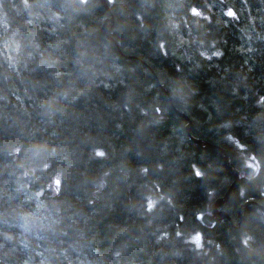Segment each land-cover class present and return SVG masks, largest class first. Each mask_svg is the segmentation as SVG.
I'll return each mask as SVG.
<instances>
[{"label":"trees","instance_id":"obj_1","mask_svg":"<svg viewBox=\"0 0 264 264\" xmlns=\"http://www.w3.org/2000/svg\"><path fill=\"white\" fill-rule=\"evenodd\" d=\"M107 4L0 0V264H264V0Z\"/></svg>","mask_w":264,"mask_h":264},{"label":"water","instance_id":"obj_2","mask_svg":"<svg viewBox=\"0 0 264 264\" xmlns=\"http://www.w3.org/2000/svg\"><path fill=\"white\" fill-rule=\"evenodd\" d=\"M83 1H86V0H83ZM101 3L103 4V6H104L105 8H107L108 11H110L109 6H108V4H107V0H101ZM104 29H105V34H108L107 25H105ZM188 131H190V127H188ZM198 143H201V142L199 141ZM218 149H219V151H220V155L222 156V158H223V160H224V162H225V165L228 166V167H231L230 164H229V161H228L227 156L224 154V150L221 149V148H218ZM234 174H235V178L238 179V177H239L238 172L234 171ZM228 197H229V191L227 192L225 198L219 199V200L216 202V204H215V206H214V211H215V213H217V209H218L219 205L222 204V203H224V202H226L227 199H228ZM247 204H250V202L246 203V205H247ZM259 207H260V208L263 210V212H264V207L261 206V205H259ZM224 216L228 217L226 214H224Z\"/></svg>","mask_w":264,"mask_h":264},{"label":"snow or ice","instance_id":"obj_3","mask_svg":"<svg viewBox=\"0 0 264 264\" xmlns=\"http://www.w3.org/2000/svg\"><path fill=\"white\" fill-rule=\"evenodd\" d=\"M192 11H193L194 13H196V12H198L199 10L196 9V8H193ZM227 14L230 15V16H235V15H236V12H235L234 9H231V8H230V9H227ZM193 239H194L197 243H199V240H200V236H199V234H197L196 236H194Z\"/></svg>","mask_w":264,"mask_h":264},{"label":"rangeland","instance_id":"obj_4","mask_svg":"<svg viewBox=\"0 0 264 264\" xmlns=\"http://www.w3.org/2000/svg\"><path fill=\"white\" fill-rule=\"evenodd\" d=\"M196 235H197V234H196ZM196 235H193V236L191 237V240L196 244L197 247H201V246H202V237H201V235H199V236H200V240H199V243H197V242L193 239V237L196 236Z\"/></svg>","mask_w":264,"mask_h":264}]
</instances>
